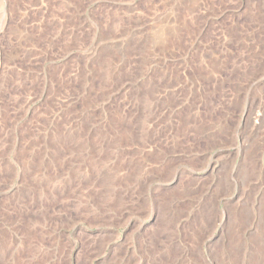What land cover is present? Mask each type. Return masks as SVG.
Returning <instances> with one entry per match:
<instances>
[{
  "label": "rangeland",
  "instance_id": "obj_1",
  "mask_svg": "<svg viewBox=\"0 0 264 264\" xmlns=\"http://www.w3.org/2000/svg\"><path fill=\"white\" fill-rule=\"evenodd\" d=\"M260 5L0 0V264H229L239 212L264 250Z\"/></svg>",
  "mask_w": 264,
  "mask_h": 264
},
{
  "label": "bare ground",
  "instance_id": "obj_2",
  "mask_svg": "<svg viewBox=\"0 0 264 264\" xmlns=\"http://www.w3.org/2000/svg\"><path fill=\"white\" fill-rule=\"evenodd\" d=\"M190 12H192L191 11V9H190ZM254 20L253 21H255L256 22V24H257V28L258 29H261L262 28V23H263V15H264V5H260V6H258V7H256L255 9H254ZM253 19V18H252ZM255 25V24H254ZM253 25V26H254ZM257 30V29H256ZM177 36H178V32H176V30H175V32L172 34V38H175V39H177ZM259 45V44H258ZM262 45V46H261ZM257 48H258V52L256 53V52H254L253 51V53L250 55L251 57H253V58H255V57H257V56H260V55H262V50L264 49V41L263 42H261V44L259 45V46H257ZM264 51V50H263ZM226 58V57H225ZM258 58V57H257ZM132 62H134V63H137L136 61H132ZM122 63L124 64V63H126V62H124V61H122ZM121 63V64H122ZM123 64L122 65H118V67H121V66H123ZM214 65H217V63L215 64L214 63ZM113 68H114V66H113ZM225 68V67H224ZM218 71V70H217ZM216 71V72H217ZM219 72H217L216 74H218ZM216 76H215V78H214V80H216ZM251 79V78H250ZM253 80H251V82H249L250 84H249V89L250 88H252V90H253V92L254 91H256V92H258L260 95H259V98H260V100L261 99H263L264 100V80H260L261 82H259V80L257 81V78L255 77V78H252ZM233 81H236V78H234L233 79ZM250 81V80H249ZM213 86L216 88V82L215 81H213ZM238 87V86H237ZM235 91L237 92V93H239V89L237 88V89H235ZM263 113H262V116L259 114V112H257L254 116H255V119L257 120V121H259V120H262L263 119V116H264V111H262ZM197 114V113H196ZM195 120V119H194ZM63 121V120H62ZM67 121H69V120H67ZM66 121V122H67ZM196 121V120H195ZM64 122V121H63ZM187 123V122H186ZM56 126V125H55ZM70 126V125H69ZM196 127H197V125H196ZM58 128H60V127H58ZM62 128V127H61ZM70 128H71V126H70ZM205 128H207V127H205ZM75 129H77V128H75ZM75 129H73V130H75ZM212 128H209V131L211 130ZM207 130V129H206ZM76 131V130H75ZM82 131V130H81ZM204 131V129H201L200 131H198V133H199V138L200 139H204V138H206V137H208V136H212V135H208V136H206V132L207 131H205V132H203ZM59 132V131H58ZM57 132V133H58ZM61 132V131H60ZM65 132H67V130L65 131ZM220 132L221 133H224L221 129H220ZM130 133V132H129ZM211 133V132H210ZM79 136V135H78ZM55 137V136H54ZM69 137V136H68ZM66 139V138H65ZM74 139V138H73ZM76 139V138H75ZM3 141V140H2ZM91 141V140H90ZM55 142V141H54ZM47 143V142H46ZM2 144V143H1ZM91 144V143H90ZM98 144V143H97ZM32 145V144H31ZM34 145V144H33ZM56 145V144H55ZM61 145V144H60ZM67 146V145H66ZM49 147H52V146H49ZM48 148V147H47ZM67 148V147H66ZM105 148V147H104ZM107 148V147H106ZM42 149V148H41ZM70 149H71V146H70ZM72 149H73V147H72ZM76 149V148H75ZM263 152L264 151V141H262L260 144L258 143V142H256V141H254L253 143H250L249 145H248V148H247V155L249 156V162H248V165L245 167V170L248 172V171H251V172H255L256 171V162H257V158L259 157L258 155H256V153H258V152ZM34 164H36V163H34ZM169 195V194H168ZM168 195H166V197L168 196ZM173 198V197H172ZM90 199H92L91 197H90ZM169 200L165 203V207H167L168 209H172V207H173V205H174V203H176L177 204V201L176 200H173V199H171V197L170 198H168ZM176 199V198H175ZM93 201H95V200H93ZM164 201V200H163ZM179 202V201H178ZM164 203V202H163ZM163 203H161V204H163ZM191 203H192V201H190V205H191ZM174 206H176V205H174ZM237 209V208H236ZM211 208H210V211H209V213H208V217H207V224H209L212 220H211ZM202 214V213H201ZM170 215V214H169ZM205 216H206V213L204 214ZM209 215H210V217H209ZM237 215V217L239 218V217H241V212H239L238 214H236ZM237 217H235V219L237 220V224H236V227L229 233L230 234V236H229V242H228V244H227V246H226V250L224 249V252H225V254L228 256V257H230L231 256V260H232V262H230L229 264H238V262H239V260H240V258L242 259L243 257H244V254H245V250H244V248H242V242H241V236H240V233H239V228L241 227V225H242V220H238V218ZM204 218V217H203ZM199 231H200V229H198ZM197 232V231H196ZM244 233H247L246 232V230H244ZM163 234V232H158L156 235H155V238H157L158 240H160V236ZM190 235V234H189ZM192 236V235H191ZM191 236H189V237H191ZM199 236V235H198ZM201 236V235H200ZM198 238V237H197ZM196 239V238H195ZM178 243V242H177ZM190 247V246H189ZM262 248V247H261ZM155 248H153V250H154ZM183 255V254H182ZM168 256V255H167ZM227 257V258H228ZM185 258V257H184ZM196 258V257H195ZM168 259V258H167ZM178 259H180L179 258V256H178V254L176 253V252H174V254H172V256H171V258H170V260H165V259H163L162 258V255H160L159 256V258L157 259V260H153L154 262H156L155 264H171V263H173V262H175V261H177ZM192 259V258H191ZM223 264V263H222ZM247 264H264V250H262V249H260V248H256L254 251H250L249 252V254H248V259H247Z\"/></svg>",
  "mask_w": 264,
  "mask_h": 264
}]
</instances>
